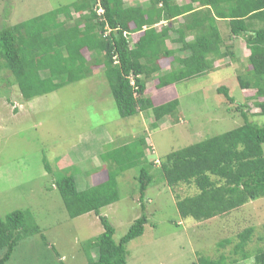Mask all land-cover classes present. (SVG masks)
<instances>
[{
  "label": "trees",
  "instance_id": "1",
  "mask_svg": "<svg viewBox=\"0 0 264 264\" xmlns=\"http://www.w3.org/2000/svg\"><path fill=\"white\" fill-rule=\"evenodd\" d=\"M178 1L149 0L145 7H126L124 0H79L0 28V73L9 72L24 100L31 101L85 80L94 67L101 66L120 116L130 118L152 111L153 126L157 127L165 117L175 115L179 101L176 98L156 105L153 97L147 96V81L157 79L154 88L161 90L215 71L219 59L234 60L233 45L225 46L217 23L225 21L230 38L242 37L249 50L246 70L237 76L239 87L255 92L259 115L264 116V0ZM134 33L141 36L131 45L129 35ZM168 42L178 47L170 48ZM86 50L90 59L84 54ZM164 59L172 62L170 70L162 72L160 62ZM218 92L235 102L227 87ZM238 110L244 117L243 125L173 151L160 163L158 172L170 188L194 185L199 190L194 196H177L182 218L207 221L264 198V126L251 121L242 107ZM146 147V137L139 136L104 152L101 160L108 168L107 179L86 190H78L72 175L57 180L68 216L94 212L103 226L102 234L85 245L86 251H97V257L89 258L87 264H127V245L144 234L148 216L143 201L155 182V163L147 159ZM46 168L49 170V165ZM132 169L139 171L136 181L143 214L116 242L114 226L100 212L120 200L118 177ZM253 234L254 229L249 228L238 236L233 254H241V261L250 258L246 248ZM34 235L47 243L30 211L16 210L0 218V251L4 252L0 264H7L19 242ZM259 241L263 245L254 263L264 264V237ZM232 243L226 239L219 246ZM237 263L238 259L230 260L226 255L198 261Z\"/></svg>",
  "mask_w": 264,
  "mask_h": 264
},
{
  "label": "rangeland",
  "instance_id": "2",
  "mask_svg": "<svg viewBox=\"0 0 264 264\" xmlns=\"http://www.w3.org/2000/svg\"><path fill=\"white\" fill-rule=\"evenodd\" d=\"M78 1L0 0V28ZM148 3L149 0H124L126 7H145ZM74 16L79 18L77 13ZM217 23L225 46L240 42L239 38H230L225 21ZM140 36L129 35L131 45ZM238 43L236 59H219L216 70L209 74L161 90L154 88L157 79L147 81V96L153 97L156 105L176 98L179 101L175 115L165 117L157 127L153 126L152 111L130 118L120 116L101 66L94 67L87 79L31 101L24 100L9 72H1L5 81L0 80V218L16 210L30 211L47 238V243L40 235L23 239L7 264H59L58 256L62 264H87L89 258L95 259L97 251H86L85 245L104 231L99 216L90 212L70 218L56 182L72 175L78 190L83 191L106 181L108 168L101 155L139 136L146 137V156L155 163V182L143 201L148 223L144 234L127 245V264H198L201 257L216 260L221 255L230 260L235 257L237 264H255L254 256L263 245L259 238L264 237V198L207 221L184 219L176 206L177 196H194L199 190L194 185L170 188L158 172L160 163L171 152L243 125L239 107L251 121L264 126L255 92L243 91L238 84L237 76L247 67V57ZM242 43L244 47V39ZM168 45L178 47L171 42ZM84 54L90 59L87 50ZM171 62L172 59L160 62L162 72L170 70ZM223 86L229 89L234 103L219 94ZM138 174V169L121 174L120 200L100 212L114 226L116 242L143 214ZM249 228L254 229L246 248L250 258L241 261V254L235 256L233 250L238 236ZM226 239L232 245L220 248V242ZM3 253L0 251V258Z\"/></svg>",
  "mask_w": 264,
  "mask_h": 264
},
{
  "label": "crops",
  "instance_id": "3",
  "mask_svg": "<svg viewBox=\"0 0 264 264\" xmlns=\"http://www.w3.org/2000/svg\"><path fill=\"white\" fill-rule=\"evenodd\" d=\"M239 39H240V42H239V43H238V40H236L235 43L232 44V45H233V51H234V53H235V59H236V57H237V54L239 53V49H238L239 47H237V43L240 45V47H242L245 56L248 57V55H249V50H248V48L246 47V43L244 44V47H243V43H242V39H243V38L240 37Z\"/></svg>",
  "mask_w": 264,
  "mask_h": 264
},
{
  "label": "built area",
  "instance_id": "4",
  "mask_svg": "<svg viewBox=\"0 0 264 264\" xmlns=\"http://www.w3.org/2000/svg\"><path fill=\"white\" fill-rule=\"evenodd\" d=\"M101 12V11H100Z\"/></svg>",
  "mask_w": 264,
  "mask_h": 264
}]
</instances>
